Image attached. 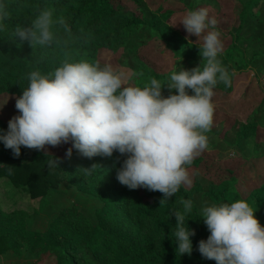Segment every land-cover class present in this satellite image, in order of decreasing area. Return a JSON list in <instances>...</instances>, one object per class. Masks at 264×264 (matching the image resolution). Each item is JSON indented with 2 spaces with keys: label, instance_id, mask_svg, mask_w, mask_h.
<instances>
[{
  "label": "clouds",
  "instance_id": "1",
  "mask_svg": "<svg viewBox=\"0 0 264 264\" xmlns=\"http://www.w3.org/2000/svg\"><path fill=\"white\" fill-rule=\"evenodd\" d=\"M7 15L6 0H0V31ZM53 23L51 11L41 10L30 25H17L15 36L31 46L51 45ZM177 23L202 40L198 66L173 69L165 85L151 78L143 86L132 83L142 73L111 63L64 60L46 74L33 70L27 75L28 86L16 98L19 115L8 121L6 131L0 129V142L15 156L20 155L21 146L41 150L68 141L72 142L68 157L73 148L88 158L118 152L126 156L117 169L118 182L129 189L159 191L160 202L182 185H190L187 166L207 148L205 134L213 124V89L218 83L230 87L231 75L218 59L223 44L217 19L209 16L207 8L188 10ZM164 86L170 92L166 97L161 91ZM49 165L56 166L57 161ZM181 203L183 212L170 215L176 220L175 252L182 256L191 255L190 237L195 231L185 221L192 201ZM254 212L243 198L203 205L200 219L210 234L198 242L201 256L216 264H264V226Z\"/></svg>",
  "mask_w": 264,
  "mask_h": 264
},
{
  "label": "trees",
  "instance_id": "2",
  "mask_svg": "<svg viewBox=\"0 0 264 264\" xmlns=\"http://www.w3.org/2000/svg\"><path fill=\"white\" fill-rule=\"evenodd\" d=\"M41 10L52 13L55 42L31 46L15 36V28L30 25ZM6 11L4 29L0 31V93L16 97L28 86L29 72L39 70L46 74L64 60L97 62L99 50L118 52L133 37V19L108 0H6ZM61 18L63 24L55 23ZM139 73L142 75L135 79L138 86L151 78L162 85L167 81L164 74L150 70ZM0 129L7 130L2 121ZM40 151L21 146L20 155L15 156L0 142V179L13 189L26 191L31 200L46 197L64 182L75 185L102 203L95 212L96 224L72 206L61 210L48 230L34 232L25 226L27 214L0 209V256L9 251L19 252L21 243H25L29 252L48 253L58 264H195L200 254L198 242L210 234L193 203L194 196L202 191L199 184L191 188L181 186L173 196L160 202L163 194L159 191L129 189L118 182L117 169L126 158L118 152L114 151L111 157L88 158L73 148L71 157L61 159ZM53 159L56 166L49 165ZM84 168L91 170L86 172ZM236 185L235 180L224 182L211 187L205 196L213 204L241 198L260 202L259 196H264V186L244 196ZM188 199L192 209L185 221L195 235L190 237L191 255L181 256L175 252L176 220L170 213L183 212L181 201Z\"/></svg>",
  "mask_w": 264,
  "mask_h": 264
},
{
  "label": "rangeland",
  "instance_id": "3",
  "mask_svg": "<svg viewBox=\"0 0 264 264\" xmlns=\"http://www.w3.org/2000/svg\"><path fill=\"white\" fill-rule=\"evenodd\" d=\"M108 2L133 19L130 28L133 37L128 46L118 52L99 50L97 62L136 72L150 70L164 74L167 75L165 84L173 69H191L202 60L199 54L202 40L189 35L183 25L177 23L180 17L188 10L203 7L209 10V16L217 19L216 29L223 44L218 59L231 75V86L218 83L213 89V124L205 134L207 148L187 166L192 183L182 186H201V193L193 199L200 215L203 205L213 204L205 196L213 186L235 180L237 190L244 196L264 186V0ZM132 83L139 85L136 80ZM161 91L165 97L170 94L167 86ZM175 91L171 90L172 93ZM16 98L15 95L0 93V121L6 125L13 116L19 115L15 108ZM70 147L72 143L68 141L57 146L45 145L40 152L65 159ZM259 197L260 202L258 199H248L247 202L264 226V196ZM101 205L97 197L68 182L50 190L44 198L31 200L26 191L13 189L0 179V209L27 214L25 226L30 231L45 232L61 210L72 206L96 224L95 212ZM27 248L25 243H21L19 252L4 253L0 256V264H58L54 256L31 253ZM195 264L216 262L198 254Z\"/></svg>",
  "mask_w": 264,
  "mask_h": 264
}]
</instances>
